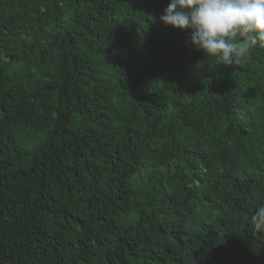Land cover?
I'll return each instance as SVG.
<instances>
[{"label":"trees","instance_id":"1","mask_svg":"<svg viewBox=\"0 0 264 264\" xmlns=\"http://www.w3.org/2000/svg\"><path fill=\"white\" fill-rule=\"evenodd\" d=\"M169 3L0 0V264H264V48Z\"/></svg>","mask_w":264,"mask_h":264},{"label":"clouds","instance_id":"2","mask_svg":"<svg viewBox=\"0 0 264 264\" xmlns=\"http://www.w3.org/2000/svg\"><path fill=\"white\" fill-rule=\"evenodd\" d=\"M165 25L190 30V42L225 66L264 48V0H170L160 17ZM264 234V204L250 217Z\"/></svg>","mask_w":264,"mask_h":264}]
</instances>
